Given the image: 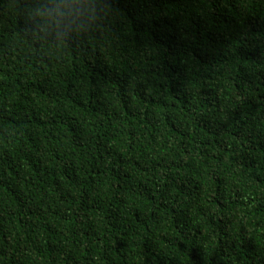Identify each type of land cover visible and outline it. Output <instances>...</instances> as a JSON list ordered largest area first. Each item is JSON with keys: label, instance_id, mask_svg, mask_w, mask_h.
<instances>
[{"label": "trees", "instance_id": "16d2710c", "mask_svg": "<svg viewBox=\"0 0 264 264\" xmlns=\"http://www.w3.org/2000/svg\"><path fill=\"white\" fill-rule=\"evenodd\" d=\"M0 264H264V0H0Z\"/></svg>", "mask_w": 264, "mask_h": 264}]
</instances>
